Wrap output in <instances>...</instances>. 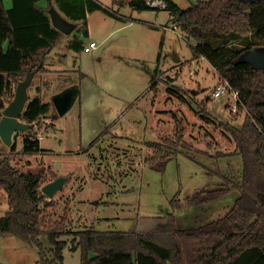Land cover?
Masks as SVG:
<instances>
[{
	"label": "rangeland",
	"instance_id": "374dc122",
	"mask_svg": "<svg viewBox=\"0 0 264 264\" xmlns=\"http://www.w3.org/2000/svg\"><path fill=\"white\" fill-rule=\"evenodd\" d=\"M97 1L111 14L91 12L89 37L84 35L83 24L76 32L82 43L94 40L99 48L90 55L75 51L71 38L64 37L52 53L59 59L67 56L64 65L70 74L45 79L35 76L27 90L30 100L40 97L53 105V97L61 90L76 86L80 99L64 116L53 105L41 122L42 130L35 128L41 131L44 151L32 158L23 157L22 142L18 140V154L12 162L21 171L44 169L47 178L43 187L59 177L70 178L53 198L58 202L54 217L60 218L69 210L68 231L72 234L61 237L68 243L63 252L64 264H81V251L72 249L76 237L73 233L77 231L94 227L101 232H128L135 225L154 229L164 224L169 214L176 217L180 229H195L224 217L240 196L231 190L210 205L173 207L175 200L184 205L197 192L222 188L221 178L209 175V171L221 170L236 183L241 179L240 157L216 158L221 153L231 154L236 147L224 125L241 127L246 113L232 112L233 98H213L215 87L224 81L208 61L194 59L195 41L186 38L179 28L173 30L174 20L168 11L138 12L131 6L133 0ZM172 1L182 10L193 3ZM130 20L145 25L123 27ZM255 37L253 32L241 38L239 44L228 46L247 47ZM163 40L162 72L152 89L151 73L158 68ZM209 40L214 45L224 42L216 37ZM258 49L245 51L241 60L250 62ZM205 102L209 103L206 110L201 108ZM168 114V119L175 120L171 125L163 124ZM178 132L184 134L191 147L192 160L179 155L164 172L150 169L145 163L153 154L148 143H162ZM8 154L10 147L1 142L0 158ZM8 210V195L0 187V217ZM43 242L47 245L46 239ZM38 261L37 248L15 237L0 236L1 264Z\"/></svg>",
	"mask_w": 264,
	"mask_h": 264
},
{
	"label": "trees",
	"instance_id": "16d2710c",
	"mask_svg": "<svg viewBox=\"0 0 264 264\" xmlns=\"http://www.w3.org/2000/svg\"><path fill=\"white\" fill-rule=\"evenodd\" d=\"M12 1L13 8L7 10L4 0H0V121L2 111L14 100L17 85L29 74L46 73L50 54L66 37L53 27L50 5L68 21L83 24L87 36L91 12L111 14L97 0ZM43 1L48 3L46 7L40 6ZM161 1L167 5L165 10L152 9L146 0H133L131 6L138 12L168 11L186 38L195 41L192 46L194 59L204 58L221 80L238 91V111L246 113L241 127L224 125L236 147L231 154L221 153L216 158L240 157L241 179L236 183L221 170L209 171V175L221 178L222 188L197 192L184 205L175 200L173 207L210 205L231 190L238 191L240 196L224 217L199 228L180 229L173 214L154 229L135 225L128 232H101L90 227L73 233L78 239L74 238L72 249L81 251V264H264V69L254 70L249 62L241 60L243 53L253 47L264 49V0L253 3L193 0L186 10L172 0ZM253 32L256 37L249 46H228L239 44L241 38ZM211 37L221 38L224 42L214 45L209 40ZM72 47L76 51L83 50L81 41L74 42ZM163 47L164 40L157 57L158 68L151 73L152 89L162 72ZM137 65L148 70L144 64ZM208 102L201 108L205 109ZM52 107L40 97L32 100L29 97L20 121L34 127L16 134L10 154L0 158V187L6 191L9 202V210L0 217V236L15 237L37 248V264H64L63 252L68 243L61 237L72 234L68 231L69 210H65L60 218L54 217L58 202L49 200L42 193L47 178L44 169L21 171L12 162L18 154V140L22 142L23 157L32 158L43 152L35 128L38 126L42 130L41 122ZM182 133L178 132L162 143H148L153 154L145 163L150 169L164 172L179 155L192 160L191 147Z\"/></svg>",
	"mask_w": 264,
	"mask_h": 264
},
{
	"label": "water",
	"instance_id": "95a60500",
	"mask_svg": "<svg viewBox=\"0 0 264 264\" xmlns=\"http://www.w3.org/2000/svg\"><path fill=\"white\" fill-rule=\"evenodd\" d=\"M243 1L253 3L256 0ZM49 13L51 15L53 27L63 34L68 36L77 28L76 23L68 21L56 10L53 5H50ZM249 63L254 70L264 69V49H258ZM34 77L35 76L33 74H29L24 81H21L17 85L14 100L2 111V119L0 121V139L7 147H11L13 145L16 134L25 133L34 127V125H27L20 121L21 115L23 114L29 101L27 90L31 86ZM78 95L79 88L73 86L53 97L52 103L60 116H64L68 113V111H70L76 102ZM68 179L69 178L67 177H59L55 179L42 188V193L49 200H52L56 193L63 190L65 184L68 182Z\"/></svg>",
	"mask_w": 264,
	"mask_h": 264
},
{
	"label": "crops",
	"instance_id": "0c3cea01",
	"mask_svg": "<svg viewBox=\"0 0 264 264\" xmlns=\"http://www.w3.org/2000/svg\"><path fill=\"white\" fill-rule=\"evenodd\" d=\"M4 4H5V7H6V9L7 10H10V9H12L13 8V1L12 0H4ZM47 2H45V1H43V2H41L40 3V6H43V7H46L47 6ZM133 23L134 24H139V25H145V24H143V23H137V22H134V20H130V23H128V24H126V25H124L123 27H128V26H132L133 25ZM78 25H80V24H77V28L75 29V31L73 32V33H71L70 35H66L67 36V38H68V40H69V38H71V40H72V42H77V41H82L81 40V36H80V34H78L76 31L78 30V28L81 26H78ZM88 30H89V28H88ZM88 37H89V35H88ZM66 38V39H67ZM105 40H106V37L105 38H102V43H104L105 42ZM92 42H95L94 40H92ZM83 44V50L82 51H84V48L86 47V46H88L89 45V43H82ZM6 47H7V45H6ZM99 48V47H98ZM97 48V49H98ZM74 49V48H73ZM97 49H95V50H97ZM76 51V50H75ZM81 51V52H82ZM94 52V51H93ZM84 53H86L85 51H84ZM92 53V51L90 52V53H86V54H91ZM54 54L52 53V55H51V57H50V59L51 60H49L48 62H47V65H46V69H47V72L46 73H44V74H38L39 76H41V78L42 79H45V77H49V76H53V75H56V76H64V77H67L69 74H70V72L67 70V69H65V65H64V62H65V60H66V57L67 56H64V58H62L63 56H61L60 57V59L58 58L59 56H53ZM102 55V53L101 54H99V56H101ZM62 58V59H61ZM202 60H204V58H202ZM60 67H62V69H60ZM63 68H64V70H63ZM72 73H74V72H77V71H71ZM38 75H36V76H38ZM64 90V89H63ZM63 90H61V92L63 91ZM80 89H79V95H78V98H77V100H76V102L80 99ZM75 102V103H76ZM47 103H49V102H47ZM74 103V104H75ZM168 117L166 118L167 120H165V121H163V124L164 123H166V124H168V125H171L172 124V122L171 121H175V120H173V119H168L169 118V114L167 115ZM169 120H170V124H169ZM53 124V123H52ZM55 124H53L52 126H54ZM41 132V131H40ZM40 143H41V139H40ZM41 148H42V145H41ZM42 150L44 151V149L42 148ZM41 154V153H40ZM70 179V178H69ZM68 179V180H69ZM64 190V189H63Z\"/></svg>",
	"mask_w": 264,
	"mask_h": 264
},
{
	"label": "built area",
	"instance_id": "2783aa9c",
	"mask_svg": "<svg viewBox=\"0 0 264 264\" xmlns=\"http://www.w3.org/2000/svg\"><path fill=\"white\" fill-rule=\"evenodd\" d=\"M147 4L152 8V9H161L165 10L167 8V5L161 1V0H146ZM173 30L177 31L178 26L174 25ZM98 48V45L96 42H91L89 43L88 46L84 48V51L86 53H90L92 50H95ZM212 96L214 99H219L222 98L223 96H228L230 98L234 99V104H231V110L232 112H237L238 111V104H239V93L238 91L232 90L228 84V82L224 81L222 83L217 84L215 87V90L212 93ZM41 134V132L39 133ZM21 139V137H20ZM41 139V137H40Z\"/></svg>",
	"mask_w": 264,
	"mask_h": 264
}]
</instances>
